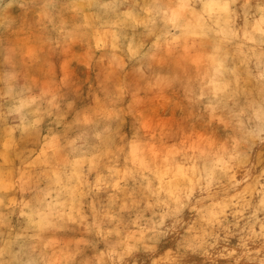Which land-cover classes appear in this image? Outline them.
I'll return each mask as SVG.
<instances>
[{
	"label": "clouds",
	"instance_id": "obj_1",
	"mask_svg": "<svg viewBox=\"0 0 264 264\" xmlns=\"http://www.w3.org/2000/svg\"><path fill=\"white\" fill-rule=\"evenodd\" d=\"M0 264H264V0H0Z\"/></svg>",
	"mask_w": 264,
	"mask_h": 264
}]
</instances>
